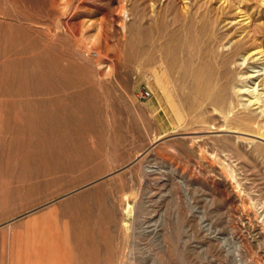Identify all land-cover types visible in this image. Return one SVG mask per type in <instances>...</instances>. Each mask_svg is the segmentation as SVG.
Instances as JSON below:
<instances>
[{"label": "rangeland", "instance_id": "374dc122", "mask_svg": "<svg viewBox=\"0 0 264 264\" xmlns=\"http://www.w3.org/2000/svg\"><path fill=\"white\" fill-rule=\"evenodd\" d=\"M263 58L264 0H0V264H264Z\"/></svg>", "mask_w": 264, "mask_h": 264}, {"label": "bare ground", "instance_id": "6f19581e", "mask_svg": "<svg viewBox=\"0 0 264 264\" xmlns=\"http://www.w3.org/2000/svg\"><path fill=\"white\" fill-rule=\"evenodd\" d=\"M183 34H184V32H183ZM176 35H179V34H176ZM245 38L246 37H244V39ZM253 38H255L254 35L251 38H249L247 36V39H249L248 41L253 40ZM217 40H218V38L214 37L213 34L209 35L207 40H204L206 42L205 46L202 48L196 49V54H197L196 55V64L197 65H196V68L194 67L195 69H193V70H195L194 88L197 91V95L199 96L198 98L202 99L203 102L206 100H209L210 104L212 103L213 98L218 94L220 95V97H222L221 98L222 103H226L228 100L234 99L239 94V91L234 92L232 90V83H233V81H235V82L238 81L237 80L238 78L234 74L235 70L233 72L230 71V66L228 64V63H230L229 62L230 60L222 61L223 65L221 66V68L217 72V75L212 76V49L211 48ZM176 41H178V40H176ZM198 46H200V45H198ZM258 53H260V52H255V54H258ZM255 54H252L250 56V58L254 57ZM174 58H176V56ZM261 58L262 57H260V56L255 57L253 59V63L254 64L259 63ZM155 59H157V58H155ZM190 61H191V59H190ZM262 63H264V61ZM254 67H257V66L255 65ZM191 68H192V66H191ZM159 74L160 73H158V75ZM263 74H264V72H261V69L251 70V72H249L247 74V76H245V77L249 80H251V79H258V80L254 82L255 84L253 87H249V88H247V90H244L243 92L247 93V94L251 93V98L249 99L250 104L257 105L256 108L262 107L263 108L262 111L264 113V107H263L264 106V77L259 79ZM213 81H215V83L217 85V88H218L217 90L214 89ZM257 82H258L259 86L262 85L263 87L259 88V86H256ZM211 84H212V86H211ZM200 99H199V101H201ZM257 117H258V114H256V113H251L250 115H247V118L250 121H255L257 119ZM251 213H252V211H251ZM247 217H248V215H247ZM260 225H261V223H260Z\"/></svg>", "mask_w": 264, "mask_h": 264}, {"label": "built area", "instance_id": "2783aa9c", "mask_svg": "<svg viewBox=\"0 0 264 264\" xmlns=\"http://www.w3.org/2000/svg\"><path fill=\"white\" fill-rule=\"evenodd\" d=\"M150 95H151L150 90L147 88H141L138 90L137 93L138 98H140L141 100L149 98Z\"/></svg>", "mask_w": 264, "mask_h": 264}]
</instances>
